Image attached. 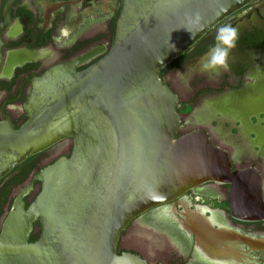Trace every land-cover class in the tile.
Instances as JSON below:
<instances>
[{
	"label": "water",
	"instance_id": "obj_1",
	"mask_svg": "<svg viewBox=\"0 0 264 264\" xmlns=\"http://www.w3.org/2000/svg\"><path fill=\"white\" fill-rule=\"evenodd\" d=\"M253 0H121L109 53L35 79L17 128L0 121V181L26 159L70 138L61 156L21 189L0 225V264H148L118 245L137 217L206 182L228 184L234 218L264 223L261 179L233 170L203 130L178 135L179 99L160 71ZM199 13L202 27L195 22ZM89 57V56H88ZM39 237L29 242L33 224ZM211 242L214 238L208 236Z\"/></svg>",
	"mask_w": 264,
	"mask_h": 264
},
{
	"label": "flooded vegetation",
	"instance_id": "obj_2",
	"mask_svg": "<svg viewBox=\"0 0 264 264\" xmlns=\"http://www.w3.org/2000/svg\"><path fill=\"white\" fill-rule=\"evenodd\" d=\"M120 10L121 0H0V121L8 118L17 128L27 120L24 103L32 83L50 68L84 56L76 66L83 71L105 57ZM225 24L236 27L239 36L229 54V69L204 71L206 53ZM175 73L180 90L169 77ZM160 77L179 99L178 135L205 131L213 144L227 151L233 170L255 169L264 200V0H253L220 21L166 65ZM199 115L206 126L189 127ZM72 147V139H63L31 156L28 172H15L24 178L6 187L3 219L15 195L32 185L24 198L25 207L29 205L40 190L33 176L69 156ZM229 191L228 184L206 182L133 220L129 227L138 226L150 238L153 263L134 249L121 250L120 243L118 252L138 254L148 264H264V223L234 218ZM40 233L36 222L28 241Z\"/></svg>",
	"mask_w": 264,
	"mask_h": 264
},
{
	"label": "clouds",
	"instance_id": "obj_3",
	"mask_svg": "<svg viewBox=\"0 0 264 264\" xmlns=\"http://www.w3.org/2000/svg\"><path fill=\"white\" fill-rule=\"evenodd\" d=\"M200 20L199 13H196L195 22L202 27ZM238 39V29L236 27H233L231 24H225L219 27L216 31L214 44L209 48L202 63V70L219 72L223 69L227 71L229 69V54L236 47ZM57 42H59V38H57Z\"/></svg>",
	"mask_w": 264,
	"mask_h": 264
},
{
	"label": "rangeland",
	"instance_id": "obj_4",
	"mask_svg": "<svg viewBox=\"0 0 264 264\" xmlns=\"http://www.w3.org/2000/svg\"><path fill=\"white\" fill-rule=\"evenodd\" d=\"M169 77L170 78L172 77L176 89L180 90V88L178 87L180 81V76L178 75V73L169 75ZM186 95H187V90L185 89V96ZM200 119H201L200 115L197 116L195 120L191 121L189 127L206 126V123L199 121ZM208 127L211 129L212 126L209 125ZM15 191L17 192V190ZM2 219H3V215H0V224L2 222ZM140 231L141 229H139V227L135 225H132L129 228H127L124 232V235L122 236V239H120L119 241L120 249L121 250H123L124 248L134 249L142 253L149 262L153 263L154 259L148 256L151 247L148 244L150 242L149 240L150 238L145 234V232L141 233Z\"/></svg>",
	"mask_w": 264,
	"mask_h": 264
},
{
	"label": "trees",
	"instance_id": "obj_5",
	"mask_svg": "<svg viewBox=\"0 0 264 264\" xmlns=\"http://www.w3.org/2000/svg\"><path fill=\"white\" fill-rule=\"evenodd\" d=\"M30 158L26 159L22 164H20L19 166H17L16 168H14L7 176H5L1 181H0V186H4L5 190L3 191L2 189H0V213H1V207L4 203V201L6 200V195H7V191H6V187L12 184H15L17 182L22 181V179L24 178V174L21 176L20 174H15V172L19 171V170H24L26 172H28L30 170ZM22 167H24L25 169H23ZM32 239V238H31Z\"/></svg>",
	"mask_w": 264,
	"mask_h": 264
}]
</instances>
